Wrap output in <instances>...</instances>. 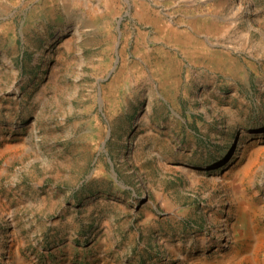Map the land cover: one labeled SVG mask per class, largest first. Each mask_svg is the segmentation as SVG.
I'll use <instances>...</instances> for the list:
<instances>
[{
  "label": "rangeland",
  "instance_id": "rangeland-1",
  "mask_svg": "<svg viewBox=\"0 0 264 264\" xmlns=\"http://www.w3.org/2000/svg\"><path fill=\"white\" fill-rule=\"evenodd\" d=\"M0 264H264V0H0Z\"/></svg>",
  "mask_w": 264,
  "mask_h": 264
},
{
  "label": "bare ground",
  "instance_id": "bare-ground-1",
  "mask_svg": "<svg viewBox=\"0 0 264 264\" xmlns=\"http://www.w3.org/2000/svg\"><path fill=\"white\" fill-rule=\"evenodd\" d=\"M243 168H241V170H243ZM257 244H258V238H256L255 243L253 245L256 246Z\"/></svg>",
  "mask_w": 264,
  "mask_h": 264
}]
</instances>
